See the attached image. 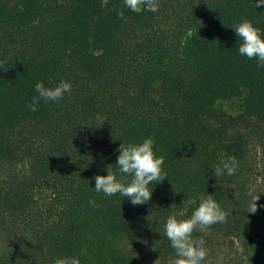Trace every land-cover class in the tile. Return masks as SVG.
<instances>
[{
    "label": "trees",
    "instance_id": "16d2710c",
    "mask_svg": "<svg viewBox=\"0 0 264 264\" xmlns=\"http://www.w3.org/2000/svg\"><path fill=\"white\" fill-rule=\"evenodd\" d=\"M256 3L158 0L156 12H132L124 0H0V264H139L149 248L169 264L167 217H190L201 195L228 214L193 233L204 262L228 238L240 253L224 264H264V67L239 54L233 29L248 19L264 38ZM61 80L71 92L31 111L35 84ZM238 100V115L224 109ZM149 137L167 172L151 200L96 192L93 177L109 165L131 179L118 149ZM228 157L236 173L214 176Z\"/></svg>",
    "mask_w": 264,
    "mask_h": 264
},
{
    "label": "clouds",
    "instance_id": "9594fccd",
    "mask_svg": "<svg viewBox=\"0 0 264 264\" xmlns=\"http://www.w3.org/2000/svg\"><path fill=\"white\" fill-rule=\"evenodd\" d=\"M124 5L132 12H139L142 6L146 10L156 12L159 9L158 0H124ZM264 6V0H258L255 7ZM119 18H124L123 11L118 13ZM241 41L238 52L248 59H256L259 67H264V38L262 30L255 27L253 23L244 19L233 28ZM35 91L38 94L28 105L31 111H36L37 103L44 101L58 102L63 99L65 93L71 92V84L64 80L54 83L51 87H45L42 82L35 84ZM154 138L144 139L142 143L121 144L118 149L116 166L121 177H131L130 180L117 178L112 170V165L106 168L107 175H96L95 191L106 196L121 194L128 198L132 205H143L151 200L153 190L150 185L153 182L160 183L167 179V172L163 170L164 157H157L154 152ZM239 163L235 157H228L221 161L214 170V176H221L225 173L232 176L236 173ZM249 201L248 211L255 214L258 210L257 202L260 195L256 194V186L248 185ZM95 206L94 201H89ZM196 204V200L190 201ZM174 206V205H172ZM171 206V207H172ZM227 213L214 199L213 195H201L199 204L188 218L178 219L175 214L169 215L165 224V236L175 252V259L171 264H203L208 255L203 236L194 238L193 233L199 230L207 235L210 227L217 223H224L227 220ZM54 264H80L76 256L57 258ZM158 264V260L155 262Z\"/></svg>",
    "mask_w": 264,
    "mask_h": 264
},
{
    "label": "rangeland",
    "instance_id": "374dc122",
    "mask_svg": "<svg viewBox=\"0 0 264 264\" xmlns=\"http://www.w3.org/2000/svg\"><path fill=\"white\" fill-rule=\"evenodd\" d=\"M224 109L227 110L232 115L236 116L243 111V100H238L231 105H225ZM259 152L262 158L263 152L261 150ZM256 181H257V185L259 186V189L263 192L264 180L262 179V177H258ZM215 250H216V255L213 264H224L227 258L240 253L238 242L228 238H222L219 241V244L216 245ZM156 261L157 259L153 254V249L149 248L140 255L139 264H155ZM158 264H163V263L158 260ZM203 264H212V261L203 262Z\"/></svg>",
    "mask_w": 264,
    "mask_h": 264
}]
</instances>
